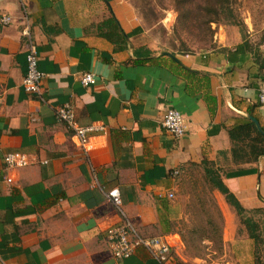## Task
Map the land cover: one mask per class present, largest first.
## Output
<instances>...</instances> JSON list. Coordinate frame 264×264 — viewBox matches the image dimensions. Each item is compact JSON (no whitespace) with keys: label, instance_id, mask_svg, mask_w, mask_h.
<instances>
[{"label":"crops","instance_id":"obj_1","mask_svg":"<svg viewBox=\"0 0 264 264\" xmlns=\"http://www.w3.org/2000/svg\"><path fill=\"white\" fill-rule=\"evenodd\" d=\"M22 12L42 100L21 85ZM0 14L11 17L0 24V264H159L141 247L112 257L105 230L121 216L105 194L116 188L126 219L142 235L165 236L176 255L175 181L202 160L215 163L225 187L264 224V156L234 164L227 135L246 119L264 134V31L241 38L229 29L208 49L178 53L152 44L127 0H0ZM110 17L124 43L105 37ZM86 71L95 80L81 85ZM65 103L77 124L105 127L87 154L54 114ZM169 107L184 120L177 138L159 123ZM7 152L29 163L6 169ZM212 193L222 246L214 264H264L233 207Z\"/></svg>","mask_w":264,"mask_h":264},{"label":"rangeland","instance_id":"obj_2","mask_svg":"<svg viewBox=\"0 0 264 264\" xmlns=\"http://www.w3.org/2000/svg\"><path fill=\"white\" fill-rule=\"evenodd\" d=\"M141 20L152 44L169 52L208 49L218 34L234 29L241 38L264 31V0H127ZM221 5V7L219 6ZM211 20V21H209ZM176 222L180 243L175 264L204 260L214 264L222 254L219 213L212 186L201 164L188 165L175 181ZM173 198V197H171ZM258 217V215H257ZM257 252L264 255V230L260 223Z\"/></svg>","mask_w":264,"mask_h":264},{"label":"built area","instance_id":"obj_3","mask_svg":"<svg viewBox=\"0 0 264 264\" xmlns=\"http://www.w3.org/2000/svg\"><path fill=\"white\" fill-rule=\"evenodd\" d=\"M11 17L8 14H0V24L9 23ZM21 35L25 40V71L21 79L22 88L33 93L42 100L40 81L43 76L37 69V55L35 44L31 37L29 20L24 12L21 16ZM95 76L92 72L86 71L79 75L81 85L93 83ZM260 102H264V91L259 93ZM54 114L68 129L74 144L85 154L93 148L92 138L104 132L105 127L102 123H90L87 125L77 124L73 109L68 104L58 106ZM160 126L173 137H180L184 132V120L182 115L174 108H167L163 112L159 121ZM6 169H15L29 163L27 156L21 152H7L2 157ZM173 175L177 170H173ZM5 181L10 182V177H5ZM170 197L171 194H168ZM106 199L115 207L121 221L113 226L107 227L105 237L114 259L120 260L134 253L138 247L143 248L149 257L159 264H175V255L172 252L171 244L163 235H142L124 216L120 208V200L116 188L110 189L105 194Z\"/></svg>","mask_w":264,"mask_h":264},{"label":"trees","instance_id":"obj_4","mask_svg":"<svg viewBox=\"0 0 264 264\" xmlns=\"http://www.w3.org/2000/svg\"><path fill=\"white\" fill-rule=\"evenodd\" d=\"M221 7V5H219ZM211 21V20H209ZM107 23L111 26L112 33L105 34L110 41L117 44L124 43L123 33L120 32L117 22L115 19L110 17ZM121 47V46H117ZM227 135L230 141V156L231 161L234 164L247 163L256 160L260 156H264V134L258 131L251 120L246 119L242 123H239L227 130ZM225 151H218V154H223ZM199 164L202 165V170L205 179L208 183L223 195L224 200L233 207L235 213L239 218V222L245 228L249 237H251L255 243V260L260 263L259 254L257 252V234L254 232L255 229H261L260 221L253 218L254 213L258 210H245L233 196V194L225 187L221 181L219 169L215 166L214 162L202 160ZM226 174V173H225ZM228 174V173H227ZM264 226V224H262ZM264 235V230L259 237Z\"/></svg>","mask_w":264,"mask_h":264},{"label":"water","instance_id":"obj_5","mask_svg":"<svg viewBox=\"0 0 264 264\" xmlns=\"http://www.w3.org/2000/svg\"><path fill=\"white\" fill-rule=\"evenodd\" d=\"M253 121V123H254V125H255V127H256V129L258 130V128H257V126H256V123H255V121L254 120H252ZM259 131V130H258Z\"/></svg>","mask_w":264,"mask_h":264}]
</instances>
